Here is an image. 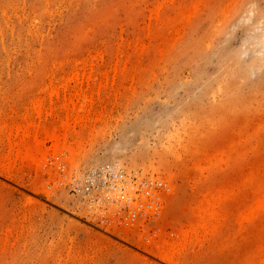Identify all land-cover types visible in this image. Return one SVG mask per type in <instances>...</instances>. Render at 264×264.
<instances>
[{
    "label": "rangeland",
    "instance_id": "obj_1",
    "mask_svg": "<svg viewBox=\"0 0 264 264\" xmlns=\"http://www.w3.org/2000/svg\"><path fill=\"white\" fill-rule=\"evenodd\" d=\"M263 18L264 0H0V264H264V67L242 70ZM106 167L168 189L120 221L89 178Z\"/></svg>",
    "mask_w": 264,
    "mask_h": 264
},
{
    "label": "built area",
    "instance_id": "obj_2",
    "mask_svg": "<svg viewBox=\"0 0 264 264\" xmlns=\"http://www.w3.org/2000/svg\"><path fill=\"white\" fill-rule=\"evenodd\" d=\"M89 178L103 191L105 200L100 203L111 201L117 207V216L120 221L127 219L132 221L137 213L143 215L168 189L161 181L130 178L112 167H106L101 172L94 171Z\"/></svg>",
    "mask_w": 264,
    "mask_h": 264
},
{
    "label": "bare ground",
    "instance_id": "obj_3",
    "mask_svg": "<svg viewBox=\"0 0 264 264\" xmlns=\"http://www.w3.org/2000/svg\"><path fill=\"white\" fill-rule=\"evenodd\" d=\"M252 13L251 11L247 12V14H250ZM253 14V13H252ZM245 17V16H244ZM240 19V18H239ZM264 19V18H263ZM261 20V19H260ZM227 22V21H226ZM242 22V21H241ZM257 31V34L253 35L252 37V42L254 44L251 45V47H256L258 50H256L250 57L247 61H242L244 62V65H243V73L244 74H257L261 69L262 67H264V20L260 21L259 23H257L256 27H254ZM229 30H226L225 31V34L228 33ZM256 33V32H255ZM244 44V43H243ZM250 47V44L248 45V47L246 49H248ZM244 48V46H243ZM242 48V49H243ZM245 49V50H246ZM243 51L239 50L237 53H236V56H234V59H238V60H241L243 56ZM241 57V58H240ZM244 57V56H243ZM237 61V60H236ZM231 64L226 66V67H222L221 68V75L220 77L216 80L217 82V88L218 90H222L223 89V85L228 81L230 80L231 78H237L241 76L242 73L239 72L240 69H238L236 66H235V63H234V60H230ZM238 62V61H237ZM237 64V63H236ZM238 65V64H237ZM240 66V65H239ZM239 79V78H238ZM155 208V207H154ZM171 222V221H170ZM179 231V230H178ZM186 232V235H187V231ZM185 232L183 233L185 235ZM124 236V235H123ZM145 245V244H144ZM162 246V245H161ZM160 248V247H159ZM159 248L157 249V255L155 256L153 253L151 254V256H155V258L158 256L161 258V260H165V261H168L170 260V262H167V263H171L173 261V259H170L172 257L169 256L168 252L166 253V251L162 252L161 250H159ZM162 248V247H161ZM144 250V249H143ZM156 250V249H155ZM153 252H156V251H153ZM143 260V259H142ZM146 262H147V258L145 259ZM174 261H177V260H174ZM178 264L177 262H173V264Z\"/></svg>",
    "mask_w": 264,
    "mask_h": 264
}]
</instances>
